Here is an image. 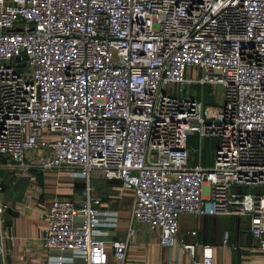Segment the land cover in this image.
<instances>
[{
    "label": "built area",
    "instance_id": "1",
    "mask_svg": "<svg viewBox=\"0 0 264 264\" xmlns=\"http://www.w3.org/2000/svg\"><path fill=\"white\" fill-rule=\"evenodd\" d=\"M194 135L216 140L208 167L190 164ZM0 158L78 171L79 202L54 199L40 240L81 264H123L133 224L171 247L182 215L247 218L264 258V0H0ZM91 175L132 194L121 239L98 230L112 217ZM180 247L211 263L210 246Z\"/></svg>",
    "mask_w": 264,
    "mask_h": 264
},
{
    "label": "crops",
    "instance_id": "2",
    "mask_svg": "<svg viewBox=\"0 0 264 264\" xmlns=\"http://www.w3.org/2000/svg\"><path fill=\"white\" fill-rule=\"evenodd\" d=\"M0 162V264H81L78 256L66 250H46L41 236L46 228L45 214L52 201L62 198L76 204L80 200L83 181L69 176L72 169L41 171L19 170L15 164ZM194 165V160H190ZM199 164L210 165V157ZM82 185V187H81ZM93 194L100 200L99 211L104 220L98 227L106 242L124 237L128 224L132 194L120 191L114 182L94 178ZM11 210L12 213H7ZM245 217L182 215L171 247H160L155 233L143 224H133L134 237L126 248L123 264H194L181 251V244L197 243L211 247L210 264H264L255 251L247 231ZM194 233V235H190ZM226 236L225 246H223ZM109 253V246L106 245ZM108 264H113L109 259Z\"/></svg>",
    "mask_w": 264,
    "mask_h": 264
},
{
    "label": "rangeland",
    "instance_id": "3",
    "mask_svg": "<svg viewBox=\"0 0 264 264\" xmlns=\"http://www.w3.org/2000/svg\"><path fill=\"white\" fill-rule=\"evenodd\" d=\"M222 94L223 89L220 86H184L182 91L183 96H190L196 98L197 100H200L201 98L202 106H209L210 108L219 107L222 104ZM215 146V139H199L196 135H194L193 137H190L187 141L188 159L194 160V164H196L198 160V153L200 151L199 156L202 157L203 160H207L212 155ZM78 174L79 173L77 170L72 169L70 176L72 178L74 177L75 180L77 179L80 182L81 179ZM94 178L97 177L91 175V182ZM250 190L251 192H253V188H243L242 192H248Z\"/></svg>",
    "mask_w": 264,
    "mask_h": 264
},
{
    "label": "trees",
    "instance_id": "4",
    "mask_svg": "<svg viewBox=\"0 0 264 264\" xmlns=\"http://www.w3.org/2000/svg\"><path fill=\"white\" fill-rule=\"evenodd\" d=\"M0 162H1V163H4V160H3L2 158H0ZM81 187H82V185H81Z\"/></svg>",
    "mask_w": 264,
    "mask_h": 264
},
{
    "label": "water",
    "instance_id": "5",
    "mask_svg": "<svg viewBox=\"0 0 264 264\" xmlns=\"http://www.w3.org/2000/svg\"><path fill=\"white\" fill-rule=\"evenodd\" d=\"M25 58V57H24ZM7 213H12L11 210H6Z\"/></svg>",
    "mask_w": 264,
    "mask_h": 264
}]
</instances>
